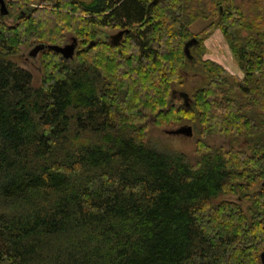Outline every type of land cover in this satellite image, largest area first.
Returning <instances> with one entry per match:
<instances>
[{"label": "trees", "instance_id": "trees-1", "mask_svg": "<svg viewBox=\"0 0 264 264\" xmlns=\"http://www.w3.org/2000/svg\"><path fill=\"white\" fill-rule=\"evenodd\" d=\"M4 1L20 13L0 11V264H262L263 0ZM213 26L242 80L203 59ZM104 29L125 32L116 43ZM68 33L75 59L42 50L40 86L8 58ZM194 67L208 82L176 103ZM151 124L244 137L249 151L204 138L195 155L160 150Z\"/></svg>", "mask_w": 264, "mask_h": 264}, {"label": "rangeland", "instance_id": "rangeland-1", "mask_svg": "<svg viewBox=\"0 0 264 264\" xmlns=\"http://www.w3.org/2000/svg\"><path fill=\"white\" fill-rule=\"evenodd\" d=\"M8 7H9V12L5 16L8 23L12 24L16 21L20 13L19 12L20 10L13 11L9 5ZM263 11H264V7H263ZM214 21L215 19L213 18L200 19L192 25L191 29L194 33H201L207 26H209ZM100 31L102 32L100 33V35L101 36H103V34L107 35V38L110 41L119 32L118 29H104ZM209 32H210L209 35L200 34V37L204 39V44L206 46V52L203 56V59L213 60L221 64L227 70V77L229 79L235 78L236 80L239 79L238 81L242 80L244 76L243 70L238 65L235 56L232 54L220 28L213 26ZM74 38L76 37H73L72 34L68 33L66 34L63 43L60 45H66L72 43ZM80 44L81 41L78 40L77 50L79 49ZM36 45H37L36 43H33L30 46L23 45L21 46L18 54L14 56H10L8 58L14 60L20 66L30 70L33 74L34 85L40 86L43 79L44 66L42 63L41 55L32 54V50ZM73 59H75V57ZM180 73H181V78L173 84L174 98L176 103L184 104L187 102L190 104L192 102L190 100V96H192L198 88H201L205 83H207L208 78L207 75L204 73V71H201L197 67L188 68L186 72L181 70ZM185 93L190 95L189 97H186L187 98L186 100L183 95ZM183 124H189V123H183ZM183 124L181 126H184ZM181 126L169 125L165 127H158L154 124H151L148 129V138L150 142L157 149L164 151L184 152L190 155H195L197 149L196 143L201 138H204L206 142L209 143L210 145L224 146L227 149L233 146L237 149L243 148L245 150L246 149L248 150V144L244 141V137L238 138L237 141L232 143L231 141L233 140L230 139V137L226 136L225 134H211V135L203 136L196 129H193V137L191 138L181 135H172L168 133V130L177 129ZM252 193L253 190H249L247 194L248 196L244 197L242 201H240L244 209H247L252 205L251 197H250ZM237 195H233L230 198L237 199ZM226 198L229 197L226 196Z\"/></svg>", "mask_w": 264, "mask_h": 264}, {"label": "water", "instance_id": "water-1", "mask_svg": "<svg viewBox=\"0 0 264 264\" xmlns=\"http://www.w3.org/2000/svg\"><path fill=\"white\" fill-rule=\"evenodd\" d=\"M0 11L2 15H7L9 12V9L4 0H0ZM124 32H125L124 30L119 31L118 34L111 41L116 42V43L119 42L121 38L123 37ZM197 42L198 40L196 38H192L185 44L184 51L188 57L190 56V47L193 44H196ZM77 46H78V40L76 38L73 39L72 43H69L66 45H48L47 46L45 44H37L33 48L32 54L37 55L45 48H48L50 50L55 51L56 53H59L65 60H72L75 57ZM183 95L185 97V100L187 99L186 97H189L187 93ZM168 133L172 135H181V136H186V137L191 138L193 136V127L191 125H184L177 129L168 130ZM261 261H262V264H264V251L261 253Z\"/></svg>", "mask_w": 264, "mask_h": 264}, {"label": "crops", "instance_id": "crops-1", "mask_svg": "<svg viewBox=\"0 0 264 264\" xmlns=\"http://www.w3.org/2000/svg\"><path fill=\"white\" fill-rule=\"evenodd\" d=\"M263 7H264V2H263Z\"/></svg>", "mask_w": 264, "mask_h": 264}, {"label": "flooded vegetation", "instance_id": "flooded-vegetation-1", "mask_svg": "<svg viewBox=\"0 0 264 264\" xmlns=\"http://www.w3.org/2000/svg\"><path fill=\"white\" fill-rule=\"evenodd\" d=\"M174 93V92H173Z\"/></svg>", "mask_w": 264, "mask_h": 264}]
</instances>
